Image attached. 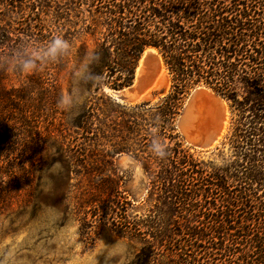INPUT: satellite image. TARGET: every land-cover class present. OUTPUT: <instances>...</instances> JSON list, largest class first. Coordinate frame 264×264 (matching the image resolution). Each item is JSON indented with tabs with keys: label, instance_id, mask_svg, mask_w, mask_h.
Returning <instances> with one entry per match:
<instances>
[{
	"label": "trees",
	"instance_id": "1",
	"mask_svg": "<svg viewBox=\"0 0 264 264\" xmlns=\"http://www.w3.org/2000/svg\"><path fill=\"white\" fill-rule=\"evenodd\" d=\"M84 1L94 41L89 86L103 69L116 75L110 89L132 85L148 48L161 57L170 91L140 105L95 93L65 123L59 85L36 69L19 89L0 87V165L13 137L8 123H17L29 160L55 151L51 163L74 181L78 210L93 209L118 237L140 245L130 264H264V0ZM41 2L0 0L8 13L1 48L20 30L12 24L26 23V10L34 14ZM60 56L53 65L64 70L69 60ZM199 85L219 93L231 115L227 152L207 162L176 129L184 97ZM122 154L146 178L140 205L121 189L115 157Z\"/></svg>",
	"mask_w": 264,
	"mask_h": 264
},
{
	"label": "rangeland",
	"instance_id": "2",
	"mask_svg": "<svg viewBox=\"0 0 264 264\" xmlns=\"http://www.w3.org/2000/svg\"><path fill=\"white\" fill-rule=\"evenodd\" d=\"M41 1L34 14L26 10L25 17L29 16L23 19L28 20L26 23L12 24L15 29H20L11 33L13 44L0 47V87L19 89L28 84L26 76L33 75L38 69L59 85L63 98L60 112L65 114V123H70L71 118L85 110L95 93H104L119 103L112 95L114 90L108 87L116 75L110 77L109 72L103 69L90 86L86 81V59L94 48L93 38L86 34L87 27L91 26L90 14L86 12L88 2ZM26 5L31 6L32 3L26 2ZM7 15L0 6V28L5 27ZM56 39L63 40L65 47L51 52ZM81 45L87 50L82 52ZM59 56L61 60H69L64 70L53 65ZM165 70V67L154 69L151 66L145 69L148 74L144 75L138 89L141 96L150 92H147V100L119 104L160 102L171 89L170 77ZM157 72H160L158 76ZM193 89L184 97L182 109ZM230 124L229 111L227 135ZM33 125L37 133L39 125L36 119ZM8 127L13 135L8 144L10 152L3 155L0 165V264H130L140 245L128 236L118 237L110 222L92 217L93 209L78 210L75 199L78 192L76 187H70L74 181L59 176V167L51 163L55 151L51 149L49 154L44 153L35 161L29 160L28 155L22 153L25 149L22 148L21 127L17 123H8ZM226 136L214 150L207 152L191 148L181 136L180 139L197 158L207 162L216 160L220 149L227 152ZM35 141L38 139L32 142ZM115 165L122 176L121 189L128 200L134 205L142 204L147 193V181L140 167L126 154L115 157Z\"/></svg>",
	"mask_w": 264,
	"mask_h": 264
},
{
	"label": "water",
	"instance_id": "3",
	"mask_svg": "<svg viewBox=\"0 0 264 264\" xmlns=\"http://www.w3.org/2000/svg\"><path fill=\"white\" fill-rule=\"evenodd\" d=\"M133 84L123 90L113 91L112 95L114 99L122 104H131L129 100L132 97H135L136 95L141 96V92L139 91L138 88L135 91H131V87L133 86ZM204 88L206 90H209L210 93L212 94L213 103L215 102L219 103L224 101L227 104V102L223 99V97L219 93L205 86H198L192 90L189 97L187 98L185 105L176 120V129L180 134V136L182 137L185 144H187V146L199 151L207 152L214 150L221 143V141L227 135L228 128H227V132L222 136V140L218 141L220 135L222 134V128H223L222 127L223 115L220 113L214 116L213 122H210L209 126L202 128L201 130L197 128L196 126L197 122L192 113V109H193L192 105L195 102V98L201 96L202 94L201 91ZM228 113H229V109H228Z\"/></svg>",
	"mask_w": 264,
	"mask_h": 264
},
{
	"label": "bare ground",
	"instance_id": "4",
	"mask_svg": "<svg viewBox=\"0 0 264 264\" xmlns=\"http://www.w3.org/2000/svg\"><path fill=\"white\" fill-rule=\"evenodd\" d=\"M150 66L153 67L154 69H156L157 67H159L160 69H164L161 57L159 56L157 51L154 49H147L144 52L141 60L139 61L138 67L136 69L134 84L131 87V91H135L138 88V86L140 85L139 83L143 80V77H145L144 75L148 74V73H146L147 71L145 72V69L147 70V68H149ZM158 73H160V72H157V76H158ZM163 73H165V72H163ZM162 76H161V78H162ZM147 82H148V80H147ZM153 84L154 83L152 82L151 85L154 87L155 85H153ZM147 92L150 93L149 91H147ZM147 92H145L143 96L136 95L135 97H132L129 100L130 103L136 104V103H139L141 101L147 100V94H148ZM201 93H202L201 96L196 97L195 102L192 105V108H193L192 113H193V116L197 122L196 126L198 129L201 130L202 128L209 126L210 122H213V118L216 114H219V113L222 114L223 115V119H222V127L223 128H222V134L220 135V137L218 139V141H221L222 136L227 132V128H228V124H229V113H228L227 104L224 101L219 102V103H217V102L213 103L212 94L210 93L209 90H206L205 88L202 89ZM217 143H219V142H217Z\"/></svg>",
	"mask_w": 264,
	"mask_h": 264
},
{
	"label": "clouds",
	"instance_id": "5",
	"mask_svg": "<svg viewBox=\"0 0 264 264\" xmlns=\"http://www.w3.org/2000/svg\"><path fill=\"white\" fill-rule=\"evenodd\" d=\"M65 47V42L61 39H56L53 42V47L50 49L51 52H55L57 49ZM27 66V65H26Z\"/></svg>",
	"mask_w": 264,
	"mask_h": 264
}]
</instances>
